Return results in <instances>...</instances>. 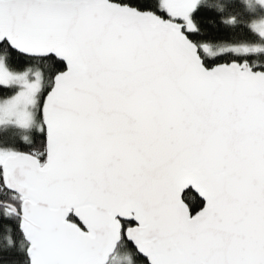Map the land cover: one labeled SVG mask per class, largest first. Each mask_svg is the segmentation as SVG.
Segmentation results:
<instances>
[{
  "label": "snow or ice",
  "instance_id": "1",
  "mask_svg": "<svg viewBox=\"0 0 264 264\" xmlns=\"http://www.w3.org/2000/svg\"><path fill=\"white\" fill-rule=\"evenodd\" d=\"M0 264H264V0H0Z\"/></svg>",
  "mask_w": 264,
  "mask_h": 264
}]
</instances>
